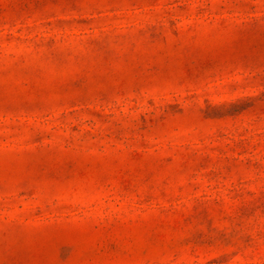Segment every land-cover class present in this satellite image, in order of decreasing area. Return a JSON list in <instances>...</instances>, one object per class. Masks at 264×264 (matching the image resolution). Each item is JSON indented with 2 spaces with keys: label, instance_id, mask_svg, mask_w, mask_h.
<instances>
[{
  "label": "rangeland",
  "instance_id": "rangeland-1",
  "mask_svg": "<svg viewBox=\"0 0 264 264\" xmlns=\"http://www.w3.org/2000/svg\"><path fill=\"white\" fill-rule=\"evenodd\" d=\"M0 264H264V0H0Z\"/></svg>",
  "mask_w": 264,
  "mask_h": 264
}]
</instances>
